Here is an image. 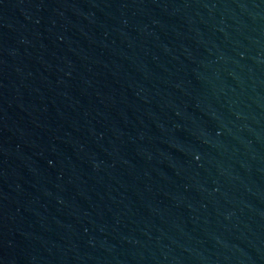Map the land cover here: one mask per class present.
<instances>
[{"label": "water", "instance_id": "1", "mask_svg": "<svg viewBox=\"0 0 264 264\" xmlns=\"http://www.w3.org/2000/svg\"><path fill=\"white\" fill-rule=\"evenodd\" d=\"M0 264H264V0H0Z\"/></svg>", "mask_w": 264, "mask_h": 264}]
</instances>
